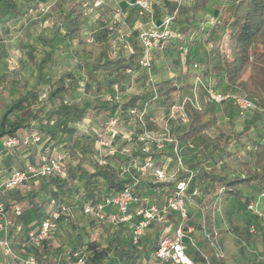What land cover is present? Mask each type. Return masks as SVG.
Returning <instances> with one entry per match:
<instances>
[{
    "label": "rangeland",
    "instance_id": "rangeland-1",
    "mask_svg": "<svg viewBox=\"0 0 264 264\" xmlns=\"http://www.w3.org/2000/svg\"><path fill=\"white\" fill-rule=\"evenodd\" d=\"M142 1L151 5L150 10L147 11L138 5H134L132 0H48L46 3L29 10L23 9V15L20 14L17 20L32 18L33 23L41 26L38 30L34 29L36 31H30L32 39L26 37L29 43L33 42L38 47V59L49 50L54 54L55 63L51 68L54 77L40 88L41 96L45 100L48 98L56 78L65 75L68 78L67 83L74 84L73 89L67 95V100L70 102L91 104L90 110L92 111L100 108L98 104H114L117 99V102L124 103L116 105L113 114L119 115L121 122L109 134L113 135L114 144L117 147L128 145L134 148L135 146L136 132H134V128L136 121L133 120L134 118L130 120L127 118L128 114L124 116L121 112L127 102V95L140 89L145 90L147 93L146 109L149 129L167 132L172 137L180 139L182 134L187 131L189 124L183 123L178 117L170 118L168 108L180 100V104L187 105L188 114L193 116L195 112L205 106L204 103L207 101V92L206 94L203 93L202 86L205 85L207 88L211 84L215 89L221 88L220 81L213 82L214 78L211 83H207L206 79L202 80L195 77L201 74L203 70L204 55L214 52L212 53L214 62L220 61L219 53L221 51L223 56L231 60L236 56V46L230 37L224 36L218 46V44L214 45L215 37L212 36V30H219L217 28L219 26L218 20L222 7L228 3L227 0H213L206 12H200L193 20V24L199 30L193 32L189 37H182L181 39L177 38L179 24L171 22L169 27H166V20L170 16L165 13L164 8L161 18L156 20L153 18V3L149 0ZM176 1L189 4L191 0ZM125 10H128V14H124L126 13ZM84 19L88 24L81 27ZM21 22L19 26H24V20ZM76 26L81 28L79 36L73 34ZM107 31L110 33L108 39L112 57H117L120 54L125 55L126 52L130 51V48H134V54L138 56L137 62L144 55L140 35L147 33L159 36L154 41L149 54L151 67L140 70L132 68V73L125 72V78L121 82L122 87L117 84L111 90L105 88L97 90L96 87L95 89L88 88L85 74L100 52V36H103ZM167 31L169 35L160 39V36ZM19 38L17 43L4 40L3 44H0V57H5L4 61L0 60L3 65L0 68V75L10 76L9 79L7 76L5 78L8 80L7 84L6 82L5 85L0 84V104L3 105L33 88L37 81L36 67L27 58L28 50H26L27 45L24 44L25 38L24 40L21 39V36ZM210 40L212 42H209ZM163 42L164 48L161 49ZM221 46H223L222 50ZM154 56H156L157 63L154 62ZM160 56L164 58L163 61L166 59V62L174 63L181 60L180 66L183 73L181 77L187 76L184 78L186 79L185 85L179 87L178 93L181 98L178 101L176 99L173 103H165L161 95L163 83H160V74L164 71L160 70L162 69L160 68ZM174 69H177L174 64H168L167 71ZM107 77L108 75L104 79L106 80ZM117 80V75H113L110 83L117 82ZM188 85H192L193 88L190 90ZM109 96L112 97L111 100L108 99ZM116 96L118 97L116 98ZM1 112L2 110H0V114ZM252 113L250 111L242 115L236 109L230 117H224L219 111V120L215 126L198 134L188 142L182 143L178 139L182 144L181 156L185 170H180L177 173L180 167L174 159H171L170 162L166 160V164L164 163L169 173L168 182L172 186L168 187L167 191L160 193V204L163 203L165 197L173 194L178 182L190 174L193 176L189 189L191 198L187 203L189 212L187 228H194L192 236L197 243V248H190L188 252H191L192 259L197 264H264L263 184L257 182L251 186H238L236 196L223 198L221 187H212L208 183L204 184L200 179V175L203 173L238 174L242 171V164L252 159L254 144L258 141L264 142V124L261 121L246 134L243 133L245 120H248ZM149 118H153L155 121L149 123ZM95 128L98 130L97 127ZM103 128L101 126L99 129ZM99 131L102 133L101 130ZM94 134L95 132L88 128L86 136L90 143H92ZM109 135H105V137ZM238 137L242 143L246 144L245 147L240 146L237 141ZM222 144L225 145L222 146ZM93 145L97 150L98 154H96L99 155L101 150L99 142H94ZM222 147H225L226 151H221ZM79 149L82 148L75 146V152ZM135 154L140 160L143 159L139 152ZM153 157L155 164L158 162L159 165L164 161V158L160 157L157 152L154 153ZM120 158L114 159L112 164L118 166L119 163H122ZM93 163H91L92 166ZM187 170L188 173L185 172ZM152 178L150 176L146 179L147 185ZM34 188L35 186L27 192H31ZM145 188H152V186L148 185ZM195 190L198 193L193 196L192 193ZM51 198L50 189V191L41 192L35 200L40 203L42 210L48 211ZM25 199L30 200L32 198L25 197ZM69 205L74 208L71 201ZM210 209H212V219L208 215ZM73 210L70 220L61 224L58 231L53 233L45 244L47 249H53L52 246L61 247L62 257L67 255L72 248L80 247L83 242L94 241L99 242L104 248L112 246L115 249L118 247L123 254L130 252L132 248L137 251L143 250L142 256L137 258L133 264H156L157 242L164 236L173 237L180 222L177 213L170 215L166 222L156 225L159 228L150 235L148 240L139 246H135L127 234L123 232L120 234L118 231L114 235L107 228L100 232L98 224L85 218L79 209L74 208ZM210 222H213V228L210 227ZM213 231L219 233L218 243L223 252V257L218 256L217 252L209 244V246L206 244L209 243L207 236ZM112 254L115 255L116 252ZM203 255H206L208 260L204 258L203 262Z\"/></svg>",
    "mask_w": 264,
    "mask_h": 264
},
{
    "label": "trees",
    "instance_id": "trees-1",
    "mask_svg": "<svg viewBox=\"0 0 264 264\" xmlns=\"http://www.w3.org/2000/svg\"><path fill=\"white\" fill-rule=\"evenodd\" d=\"M47 1L0 0V23L17 18L20 14L24 13L23 9L29 10ZM212 1L191 0L189 4H184L178 1L161 0V4H152L153 18L156 20L161 18L162 9L164 8L165 13L173 18L172 22L180 25L177 38H186L193 32L199 30L193 24V20L200 12H206ZM227 2L221 9L218 20L219 26L217 27L219 30H217L218 32L212 30V36L215 37L214 45L218 44V46L224 36L230 37L236 46V56L231 60L223 56V52L221 51L219 53L220 61L214 62L212 60V53L214 52L205 54L203 70L201 74L195 77L205 80L210 75H219L220 79L224 80L230 87L229 90L224 91H238L240 94L248 96L255 102L262 111L255 110L256 113L253 114L252 118L245 120L243 133L246 134L255 126L257 119L261 115L264 116V0H227ZM80 29V27L76 26L73 34L79 36L81 33ZM109 34V31H107L101 37L100 52L93 60L91 69L85 74L88 86L96 85L102 89V74L116 73L118 77L117 82L107 84L105 89L111 90L117 84L122 87L121 82L125 78L124 74L127 69L138 68L140 70L137 62V54L133 53L129 57H112L108 39ZM209 42H212V40ZM222 49L223 46H221ZM36 51L37 47L30 46L27 52L28 60L36 67V84L33 88L21 93L18 98L9 102L4 109L0 116V140L6 137L19 136V133L24 131L27 134L35 132L42 137L39 144L14 149H33L36 147L42 151L44 146L51 144L58 148L68 150L70 156L67 160L66 177L42 178L37 182H33V187L35 186L34 190L29 193L26 191L22 196H18L15 193L20 188L17 187L7 193V202L5 200L4 202L7 208L13 203H23L24 214L20 218V222L23 224L25 230L36 229L46 216L47 211L42 210L40 203L35 199L41 192L50 191L51 189L52 198L49 202V207L53 201L56 204L66 203L70 207V213L61 216L59 226L55 232L58 231L61 224L64 222L67 223L70 220L74 208L79 209L85 218L94 221L96 224H103L94 217L84 214L82 209L83 205L91 200L95 202L100 201L105 195L120 191L127 180L121 179L118 170L110 166L114 159L109 160V165L105 167L99 165L98 161L101 156V150L94 170L92 171L84 167L86 159H89L92 154H98L93 143L99 142L101 138L100 134L95 133L92 143H90L87 140V132L81 131V128L78 127L90 107L67 100V95L73 89L74 84H68V78L65 75H60L56 78L55 84L52 86V90L46 100L41 96L40 88L45 86L54 77L51 68L55 63V58L52 52H45L38 59L35 56ZM161 88V95L165 103H173L176 99L178 101L181 98L178 93L180 88L173 86L171 82L162 84ZM192 88V85L189 86L190 90ZM202 88L203 93L206 94V86L204 85ZM121 91H123V88H121ZM117 100L114 102L115 108L117 104L123 103L121 101L117 102ZM145 104H147V100L144 93L131 95L128 96L124 109L143 107ZM204 104L205 106L191 116L187 131L182 134L180 139L178 138L182 143L194 139L198 134L217 124L218 117L215 114V107L218 105L209 102L208 97ZM227 104L229 105L231 103ZM124 109L122 108V114L124 113ZM113 113H115V110L110 116H113ZM127 118L131 120L129 115ZM133 120L136 121V133H142L144 131L143 124L137 119ZM147 127L149 128V126ZM239 138L237 139L238 143L240 146L245 147L246 144L242 143ZM68 144L69 146H67ZM75 146L82 149L75 152ZM158 154L160 157L165 158L170 153L167 151L166 153L159 152ZM120 159L122 162L123 159ZM200 179L204 184L208 183L212 187H221L223 189V198L236 196L238 186H251L257 182H261L264 186V143L258 141L254 144L252 159L242 164V171L240 173L235 175H228L222 172L217 174L203 173L200 175ZM148 185H151L152 188L172 186L170 182L156 183L154 180H151ZM148 185L147 182H143L144 187ZM141 188L139 189L141 198L148 199L141 195ZM25 197H31L32 199L26 200ZM70 201L73 203L74 208L69 205ZM210 211L212 212V209ZM210 227L213 228L212 223ZM120 228H122L119 230L120 234L123 232L130 236L128 226H122ZM45 244H47V241L42 248L31 251L39 258L47 247V245L45 247ZM206 244L209 246V243ZM52 247L54 248L50 249L53 250L51 254H55L56 248L55 246ZM60 249L61 247L58 248V250ZM77 250L88 254L89 264H133L143 254V250L137 251L134 248L130 252L123 254L122 250L118 247H115V249L112 246L104 248L99 242L85 241L80 247L72 248L67 255ZM188 251L187 255L192 259L191 252ZM114 252H116L115 255L112 254ZM202 260L204 262V257H202Z\"/></svg>",
    "mask_w": 264,
    "mask_h": 264
},
{
    "label": "built area",
    "instance_id": "built-area-1",
    "mask_svg": "<svg viewBox=\"0 0 264 264\" xmlns=\"http://www.w3.org/2000/svg\"><path fill=\"white\" fill-rule=\"evenodd\" d=\"M133 4L147 11L151 8V5L142 0H135ZM172 20V17L166 20L167 28ZM168 35L169 32L167 31L160 36V39ZM157 38L159 36L156 34L142 33L140 35L141 44L144 48V55L138 62L140 69H149L151 67L149 54ZM160 48H164V42ZM126 72L132 73L133 70L127 69ZM206 92L209 102L218 106L231 103L242 115L250 111H262L252 99L240 94L238 91H218L210 84L206 88ZM108 99L111 100L112 97L109 96ZM146 107L147 104L141 108L133 107L127 109V114L131 118L137 119L144 126V131L135 135L134 148L128 145L117 147L114 144L113 135H109L111 130L113 131L117 124L121 122V117L117 114L110 116L104 122L102 133L95 131L101 136L99 139L101 148L99 165L105 167L109 165V160L121 157L123 159L122 163H119L118 166L111 163L110 166L116 168L119 172V177L127 180V182L120 191L109 193L97 202L88 201L83 205L82 209L84 214L90 215L100 222L107 223L115 228L128 226L133 245L141 243L146 231L152 224L166 222L172 213H177L180 222L175 229L173 237L166 236L160 239L155 252L156 260L162 264H197L187 255V251L190 248H197V243L192 236L193 230L187 228L189 221L187 203L191 198L189 189L193 176L190 174L184 180L178 182L173 194L166 197L163 204H156L148 199H143L139 193V189L143 186V182L150 173L156 183L169 181V173L166 166H164L163 162L159 165L155 164L154 153H166L168 151L170 153L168 155H171L180 167L177 173L180 170H185L181 156L182 144L177 138L172 137L167 132L151 131L147 127L148 112ZM168 115L170 118L178 117L183 123L189 124L191 121L186 104H172L168 108ZM154 121L153 118H149V123ZM134 132H136L135 128ZM105 135L109 136L105 137ZM41 139L42 137L39 134L33 132L24 136L6 137L3 139V146L6 150L29 147L39 144ZM137 152L143 156L142 160L136 156L135 153ZM69 156L70 152L68 150L51 144L44 146L37 163L28 164L23 170H15L7 180L0 181V196L4 197L11 190L31 182H37L42 178H65ZM185 172L188 173L189 171ZM197 193V190H195L192 195L195 196ZM262 197L264 198V193ZM69 213L70 207L66 203L56 204L53 201L39 227L25 230L20 222V218L24 214V204L13 203L7 208L6 203L0 200V249L3 255L13 258L10 264H45L39 260L33 251L22 259L17 257L14 252V239L11 235L15 234L17 245L21 249H40L57 230L61 216ZM20 235L24 236L21 240H19ZM218 237L219 233L213 231L207 236V239L209 245L217 252L218 256L223 257ZM203 257L208 260L206 255H203ZM68 264H89L88 254L81 250L73 251L68 255Z\"/></svg>",
    "mask_w": 264,
    "mask_h": 264
},
{
    "label": "crops",
    "instance_id": "crops-1",
    "mask_svg": "<svg viewBox=\"0 0 264 264\" xmlns=\"http://www.w3.org/2000/svg\"><path fill=\"white\" fill-rule=\"evenodd\" d=\"M132 1H135V0H132ZM149 1L152 2L153 4L154 3L161 4V0H149ZM170 1H176V0H170ZM125 12L126 13H124V14H128L127 13L128 10H125ZM131 15L133 16V14H131ZM18 18H19V16L17 18H13V19L8 20V21H2L0 23V44L1 43L3 44L4 40H9L10 43L11 42L12 43H14V42L17 43L18 42L17 39H20L19 36H21V39L24 40V38H25V43L24 44L27 45L26 46V50H28V47L35 46V44L33 42L29 43L26 37H28V38L30 37L32 39V37H31L32 34L30 35V31H36L34 29L38 30L39 27L41 28V26L37 25V23H33V19L32 18H30V19H25L24 18V19H21V20L17 21ZM22 20H24V22H23L24 26L23 25L19 26V24L22 23L21 22ZM82 23H83V25L81 24L82 25L81 27H85L84 25L88 24L85 19H84V21ZM101 37H102V35L100 36V40H101ZM34 39H36V38H34ZM35 47H37V46H35ZM133 49L130 48V51L126 52L125 55L120 54L117 57H129L131 54L134 53ZM37 51H38V47H37ZM37 51L35 53L36 58H38L37 57ZM46 52H52V51L49 50V51H46ZM4 59H5V57H3V56L0 57L1 61H4ZM163 59L164 58H162L160 56V68H162L160 70L164 71V72H162L160 74V83L164 84L166 82H171V83H173V86L176 85L178 88L184 86L185 83H186V79H184V78H187V76H185L184 78L181 77V75L183 74L182 71H181L182 67L180 66L181 65V60H178V61L173 63V62H166V59L163 61ZM154 62H156V56H154ZM168 64L169 65L170 64H174V66L177 67V69L176 70L174 69V70H171V71L170 70L167 71ZM2 66L3 65L0 63V68ZM90 69H91V67L87 71H89ZM106 75H108V77L105 80L104 78H105ZM113 75H116V73H104V74H102V76H101L102 83H103L102 84V89L105 88L106 85L110 83V79L112 78ZM6 76L7 75H5V74H1L0 75V78H1L0 79V84L5 85V82L7 84L8 80L7 79H6L7 81L5 80ZM7 77L9 79L10 76H7ZM213 78H214V80H213ZM215 79H217V80H215ZM212 80H213V82L220 81V87L221 88H217L218 91H222V90L224 91V90H227V89L229 90L230 89V87L227 85V83L224 80L220 79L219 75H210V76H208L207 79H206V82L207 83H211ZM87 87L88 88L90 87L92 89L93 88L95 89V87H96L97 90H101L96 85L87 86ZM145 92H146L145 90L140 89L139 91L132 92V93H130L127 96L139 95V94H142V93H144L146 95L147 93H145ZM16 98H18V97H16ZM16 98H14V99H16ZM178 103H180V102H178ZM7 105L8 104H6V105L0 104V110H2L1 114L3 113V111H4V109L6 108ZM82 105H86L87 106V104H82ZM98 105H99L100 108L97 109V110H93V111L89 109V111L86 114V116L83 119V121L80 122V124L78 125V127L81 128V131H86L87 132L88 128H90V130L92 129V130L97 131V132L99 130H102V129H99V128L101 126H103L104 122L108 119V116H110L111 113L115 110L114 104L108 103V104H98ZM88 106L90 108H92L91 104H88ZM126 109H124V111H123L124 112L123 113L124 116H127ZM235 110H236V108L232 104H229V105L225 104L223 106H216L215 107V114L217 115V117H219L218 114H219V111H220L223 114L222 116L230 117V115ZM252 112L253 113L251 114V117L248 118V120H250L252 118L253 114L256 113L255 111H252ZM1 114H0V116H1ZM260 121L264 124V116L263 115H261L257 119L256 124H258ZM95 127H97L98 130ZM26 134H27L26 131L19 133V135H23V136L26 135ZM221 151H226L225 147ZM253 151H254V148H253ZM40 155H41V150L37 149L36 147H34L33 149L21 148V149L6 150L4 148V146H3V140H0V181L7 180L10 177V175L12 173V170H14V169L15 170H23L28 164L37 163L39 161ZM97 159H98V155H93L92 154V156H90L89 159H86V161L84 163V166L87 169H88L89 166H91V168H89V170L93 171L94 168L96 167ZM171 159H173L172 156L171 155H167V157H165L164 161H162V162L166 164L165 161L167 160L168 162H170ZM92 162H94L93 166L91 164ZM166 169H167V167H166ZM215 173L217 174V173H220V172H215ZM150 176L152 177L151 173L148 174L147 178L150 177ZM152 180H153V178H152ZM32 187H33V182L25 184L24 186L18 188L15 193L18 196H22V195H24V193L26 191H29V189L32 188ZM168 187H170V186H166V187L162 186V187H159V188H145L144 186H142L141 195L147 197L153 203L160 204V193H162L164 191H167ZM155 198H157V199H155ZM165 199H166V197H165ZM0 200L7 201V197L6 196H4V197L0 196ZM155 201H157V202H155ZM161 204H163V203H161ZM208 204H209V202H208ZM211 213L212 212L210 211L209 214H208L210 219L213 218ZM172 214H174V213H172ZM210 221H212V220H210ZM211 223H213V222H210V224ZM156 225H158V224H156V223L152 224L150 226V228L146 231V233H145V235H144V237H143V239L141 241V244H143L146 240H148L150 235L154 231H156V229L159 228ZM194 227H195V225H194ZM98 228H99L100 232L104 228H107L114 235H115V233H118V231L120 229H122L120 227L119 228L118 227L115 228V227H113V226H111V225H109L107 223L106 224H104V223L103 224H101V223L98 224ZM191 229L193 230L194 228L191 227ZM11 237L14 239L13 240V242H14L13 243L14 244V252H15L17 257L22 259L24 256L28 255L31 252L32 249L24 250V249H21L17 245V241H16L17 237L15 236V234H12ZM23 237L24 236L20 235L19 236V238H20L19 240H21ZM159 241H160V239H159ZM159 241L157 242V246H158ZM157 246H156V248H157ZM55 248L57 250V251L55 250V252H54L55 254H51V252L53 251V250H50L51 248L49 250L47 248H45L43 253L39 256V260L42 261L45 264H68V255H65V256L62 257L61 249L58 250L57 246H55ZM12 261H13V258L5 257L3 255L2 250L0 249V264H10ZM155 261H157V260L155 259ZM156 264H162V263L157 261Z\"/></svg>",
    "mask_w": 264,
    "mask_h": 264
}]
</instances>
